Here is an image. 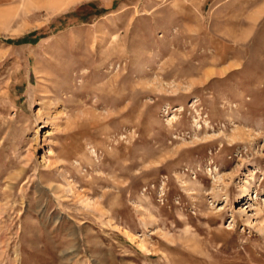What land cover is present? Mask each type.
Listing matches in <instances>:
<instances>
[{"label":"rangeland","instance_id":"374dc122","mask_svg":"<svg viewBox=\"0 0 264 264\" xmlns=\"http://www.w3.org/2000/svg\"><path fill=\"white\" fill-rule=\"evenodd\" d=\"M0 264H264V0H0Z\"/></svg>","mask_w":264,"mask_h":264}]
</instances>
